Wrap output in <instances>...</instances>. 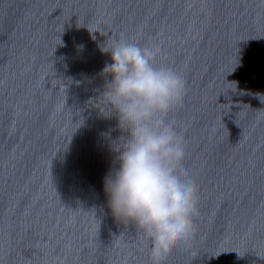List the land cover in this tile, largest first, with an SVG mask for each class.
I'll list each match as a JSON object with an SVG mask.
<instances>
[{"label": "water", "instance_id": "obj_1", "mask_svg": "<svg viewBox=\"0 0 264 264\" xmlns=\"http://www.w3.org/2000/svg\"><path fill=\"white\" fill-rule=\"evenodd\" d=\"M120 39L184 80L164 119L196 213L161 264H264V0H0V264H150L102 191L126 133L98 46Z\"/></svg>", "mask_w": 264, "mask_h": 264}, {"label": "clouds", "instance_id": "obj_2", "mask_svg": "<svg viewBox=\"0 0 264 264\" xmlns=\"http://www.w3.org/2000/svg\"><path fill=\"white\" fill-rule=\"evenodd\" d=\"M98 47L109 62L98 73L105 80L95 98L97 110L114 115L116 127L126 133L119 147L110 142L115 166L102 178L105 203L116 221L134 224L150 242V264H161L176 241L191 236L196 213L195 185L181 163L185 142L164 119L180 102L184 80L155 63L154 47L123 39Z\"/></svg>", "mask_w": 264, "mask_h": 264}]
</instances>
